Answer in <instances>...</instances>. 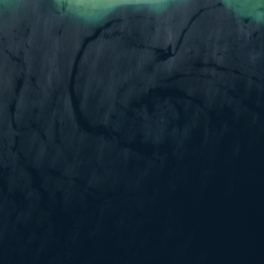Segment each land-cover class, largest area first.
I'll use <instances>...</instances> for the list:
<instances>
[{"label":"water","instance_id":"95a60500","mask_svg":"<svg viewBox=\"0 0 264 264\" xmlns=\"http://www.w3.org/2000/svg\"><path fill=\"white\" fill-rule=\"evenodd\" d=\"M0 264H264V0H0Z\"/></svg>","mask_w":264,"mask_h":264}]
</instances>
